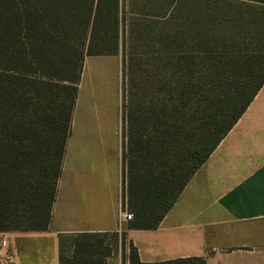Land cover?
Instances as JSON below:
<instances>
[{"label":"trees","instance_id":"16d2710c","mask_svg":"<svg viewBox=\"0 0 264 264\" xmlns=\"http://www.w3.org/2000/svg\"><path fill=\"white\" fill-rule=\"evenodd\" d=\"M231 1L264 17V0ZM127 14L126 0H0V232L47 230L84 60L117 54ZM256 45L215 63L185 51L123 56L121 208L131 219L119 233L59 235L58 264H107L119 248L128 264H205L143 263L126 232L158 228L250 106L264 85Z\"/></svg>","mask_w":264,"mask_h":264},{"label":"crops","instance_id":"0c3cea01","mask_svg":"<svg viewBox=\"0 0 264 264\" xmlns=\"http://www.w3.org/2000/svg\"><path fill=\"white\" fill-rule=\"evenodd\" d=\"M87 58L50 224L45 231L0 232V264H58L59 235L123 229L121 83L116 99L109 98L106 81L87 77ZM126 241L143 263L264 264V85L158 228L127 231ZM127 254L119 248L107 264H128Z\"/></svg>","mask_w":264,"mask_h":264},{"label":"rangeland","instance_id":"374dc122","mask_svg":"<svg viewBox=\"0 0 264 264\" xmlns=\"http://www.w3.org/2000/svg\"><path fill=\"white\" fill-rule=\"evenodd\" d=\"M126 10L132 14L125 17L117 54L87 58L85 63L87 77L92 76L89 80L106 81L109 98L116 99L114 89L117 82L121 83V108L127 98L123 85L128 82L124 55L161 52L177 56L185 51L215 63L222 61L224 54L251 50L254 43L264 48V17L231 0H126ZM208 81V77H202L196 84L206 88Z\"/></svg>","mask_w":264,"mask_h":264},{"label":"built area","instance_id":"2783aa9c","mask_svg":"<svg viewBox=\"0 0 264 264\" xmlns=\"http://www.w3.org/2000/svg\"><path fill=\"white\" fill-rule=\"evenodd\" d=\"M130 219H131V215L128 214L126 211H123L121 208V205H120V213H119L120 225H123L124 223H126ZM5 264H9V263L5 262Z\"/></svg>","mask_w":264,"mask_h":264}]
</instances>
